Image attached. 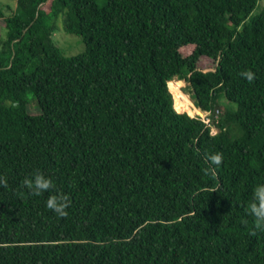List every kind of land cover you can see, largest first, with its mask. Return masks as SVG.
Listing matches in <instances>:
<instances>
[{"label":"trees","instance_id":"16d2710c","mask_svg":"<svg viewBox=\"0 0 264 264\" xmlns=\"http://www.w3.org/2000/svg\"><path fill=\"white\" fill-rule=\"evenodd\" d=\"M15 1L0 10V264H264L244 212L264 180L260 0ZM60 18L83 53L59 49ZM175 79L216 134L175 110ZM37 169L66 216L21 186Z\"/></svg>","mask_w":264,"mask_h":264},{"label":"clouds","instance_id":"9594fccd","mask_svg":"<svg viewBox=\"0 0 264 264\" xmlns=\"http://www.w3.org/2000/svg\"><path fill=\"white\" fill-rule=\"evenodd\" d=\"M242 75L249 81L254 78V74L251 71H245ZM201 111L204 112L203 110ZM207 160L211 165L218 167L221 164L222 155L220 153H211L207 156ZM2 184H4V179L0 177V185ZM21 186L34 196L48 193L45 207L55 213L57 217H64L68 214L67 209L70 202L67 194L53 191L55 188L53 179L43 171L38 169L32 171L22 179ZM244 212L252 218L255 230L264 231V180L256 183L252 188ZM255 230L250 235H255Z\"/></svg>","mask_w":264,"mask_h":264},{"label":"rangeland","instance_id":"374dc122","mask_svg":"<svg viewBox=\"0 0 264 264\" xmlns=\"http://www.w3.org/2000/svg\"><path fill=\"white\" fill-rule=\"evenodd\" d=\"M98 3L102 4L103 0H99ZM15 8H16V1L15 0H0V10L3 13H5L6 16L12 14L14 12ZM257 15H264V0L259 1L256 9L252 13V17L257 16ZM58 23H59L60 27H59L58 31L54 34V40L57 43L61 52L67 57H73V56H77V55L83 53L85 50V45L82 42L81 38L77 35H72V34L66 33V31L64 30L62 18L59 19ZM5 34H6L5 24L2 20H0V36L4 37ZM198 67L201 70L207 72V71L214 70L216 67V64L211 59L205 57V58H202L200 60ZM175 80L181 81V82L183 81L184 86L182 85V87H181L182 93H185L186 95H188L190 97V99L193 101L194 107L197 108L198 110H200V108L196 107L195 100L192 98L193 92L190 89V85L185 80H178V79H175ZM172 96H173V94H172ZM27 99H28L30 105L32 107H34L35 104L33 103L34 98L32 97V95L29 94L27 96ZM173 99H174V96H173ZM220 104L222 105L223 108H233L234 107L232 104H230L226 100V98L224 96L221 97ZM174 107H175V101H174ZM184 113H188L190 116H193V115L195 116V114H196V112H195V114H190V112H184ZM215 130L217 131V129L214 128V132H215Z\"/></svg>","mask_w":264,"mask_h":264},{"label":"bare ground","instance_id":"6f19581e","mask_svg":"<svg viewBox=\"0 0 264 264\" xmlns=\"http://www.w3.org/2000/svg\"><path fill=\"white\" fill-rule=\"evenodd\" d=\"M182 85L183 81L174 80L169 83V89L174 94L175 108L180 113L190 112V114H195L198 110L194 107L193 101L190 97L185 93H182Z\"/></svg>","mask_w":264,"mask_h":264},{"label":"built area","instance_id":"2783aa9c","mask_svg":"<svg viewBox=\"0 0 264 264\" xmlns=\"http://www.w3.org/2000/svg\"><path fill=\"white\" fill-rule=\"evenodd\" d=\"M212 114L213 113L210 111H204V112H202V114L196 112L195 116H199L202 119V121L205 123V125L211 128L212 134H216L217 131L215 130V132H214V128L215 129H217V128L215 127V124L212 120ZM215 115H216V122H218L219 117H220L219 111ZM195 116L193 115V117H195Z\"/></svg>","mask_w":264,"mask_h":264}]
</instances>
